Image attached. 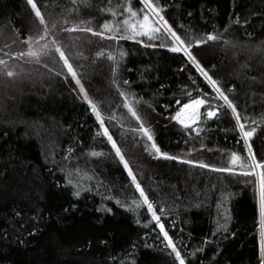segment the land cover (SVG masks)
Returning a JSON list of instances; mask_svg holds the SVG:
<instances>
[{"label":"trees","instance_id":"1","mask_svg":"<svg viewBox=\"0 0 264 264\" xmlns=\"http://www.w3.org/2000/svg\"><path fill=\"white\" fill-rule=\"evenodd\" d=\"M33 2L57 26L43 43L59 55L53 41H63L137 181L157 211L164 207L158 215L186 264H260L254 178L246 182L239 168L229 175L199 167H231L232 152L249 162L231 111L199 119L195 131L171 119L190 99L215 96L204 78L182 54L167 50L170 38L108 40L67 31L99 32L107 22L114 31L105 36L114 35L128 7L143 8L140 0ZM155 2L182 39L205 41L193 54L225 90L232 87L227 94L248 118L245 130L257 128L251 144L264 161V0ZM37 24L27 0H0V59L6 62L0 65V264H172L159 228L146 208L135 207L139 195L127 172L65 81L63 62L36 65L22 55ZM208 34L219 39L207 41ZM44 35L41 30L30 43ZM5 67L19 75L8 77ZM120 91L161 152L196 163L158 156Z\"/></svg>","mask_w":264,"mask_h":264},{"label":"snow or ice","instance_id":"2","mask_svg":"<svg viewBox=\"0 0 264 264\" xmlns=\"http://www.w3.org/2000/svg\"><path fill=\"white\" fill-rule=\"evenodd\" d=\"M27 3L31 6L35 17L38 20V24L35 26L33 35H30L28 40L25 41V43L28 45V51L27 53H23L22 55L30 58L28 63H34L36 65L43 64L45 66L49 60L63 62L62 67L63 69L67 70L64 74L65 81L70 87L74 85L73 91H75L77 95L82 98L83 102L87 105V109L94 116L95 121L99 126L100 133L98 134H102V136L106 138L108 144H110L111 146V149L115 152V157L119 159V163L127 172V176L130 178L131 184L135 186V191L139 195V203H136L134 201L135 207L146 208L147 213L151 217V221L154 222V226L159 228L160 236H162L161 243H163L165 249L170 250L169 255L173 257L172 264H186V258L182 255V251L170 237L168 231H166L164 225L161 222V216L158 215V211L160 213H163L165 211L164 207H159L157 211L154 203L150 200L149 195L146 194L145 190L141 187V184L137 181L136 176L130 169L129 163L125 160L124 155H122L120 147H118V144L114 140L113 135L110 134L109 129L105 126V121L102 118L97 104L93 99L90 98L85 84L82 82L83 77L78 76L77 71L74 70V63L69 62L70 56L64 46L63 41H53L57 44V51L59 52V55H56L51 49L47 47L46 43H43V40H46L47 35L52 34L57 26H49V22L46 21L42 16L41 11L37 8V4L34 3L33 0H27ZM140 4L143 5V8L140 10L143 14L142 20H135L134 22V19L137 17V12L133 11L131 7H128L127 12L133 19H125L123 21V29L115 30L114 35L105 36V32L111 33L114 31V29L107 22L101 26L102 31L99 32L93 31V29L88 26L68 28L67 31L69 33L76 31L92 33L93 36H99L108 40L135 39L137 36H147L149 40L170 38L171 44L167 50L171 53L182 54L186 58L187 62L191 64V66L195 68V70L204 78L205 82L209 85L212 92L215 93V96L210 98L198 97L194 100L190 99L188 103L183 104V106L179 108V111H177L176 114L171 117V119L181 124L185 130L191 129L192 131H195V129L192 128V125L195 124L197 120L201 118L205 120H213L218 115H220L224 109H228L231 111V115L235 120L236 129L239 132V140L243 141L244 149L247 152V160L249 162H244L236 152H232L230 157L231 167L215 168L202 162L199 163V167L211 168V170L213 171L224 172L228 173L229 175H237L235 169L239 168L242 169V171L239 172V175L247 178L246 182H253L254 178V183L258 192L259 206L258 212L260 222V264H264V161L257 160L251 144V140L256 133L257 128L252 127L251 130H245V123H242V121H247L248 118L245 116H241V114L237 111V107L234 104L233 100L230 99L229 95L227 94V92L232 91V87H228L227 90H225V87L217 79H215L213 75L209 73V71L193 54L192 49L204 44L205 41L202 39H197L195 41V45H193L191 39H182L181 36L177 34V31L173 30V27L169 25L168 21L165 19V16L162 14L164 12V8L160 4L156 3L155 0H140ZM41 30H43L45 34L44 37L41 38V40H37L35 45L31 44L30 41L32 40V38L39 35ZM122 32L128 34L124 35L122 34ZM218 39V36H214L212 34L207 35V41H216ZM159 47H165V45L160 44ZM121 55L123 56L124 53H121ZM108 59L111 60L112 57L109 56ZM0 65H6V62L0 59ZM113 71L115 72V69H113ZM3 72L8 77L19 75L13 70H7V67L3 69ZM51 72L52 69L49 68L48 74H50ZM61 74L62 72H56L55 75L56 77H59ZM123 84L129 85V81L123 80ZM119 95L123 98V107L127 109L128 113H130L131 116L139 122V131L143 134L144 137H146L147 141L150 142L151 149L154 150V152L158 154V156L169 160H178L181 163L186 164L196 163L192 160H180L179 157L161 152L159 146L155 143L150 128L145 126L138 112L129 103L128 94L124 91H120ZM205 97H207V93H205ZM211 101H215V103H212ZM221 101L222 103H220ZM177 103L179 104V102ZM202 106H206L207 108V111L204 113H201L199 111ZM186 110H190V112H188L186 118H182ZM255 123L256 122L253 121V124ZM90 154L94 157L100 155V153H97L95 151L91 152ZM71 183L72 181L69 180V184ZM59 186L60 185L58 184L57 187ZM73 187L75 188L76 185H73ZM73 195L79 197L80 192L78 190L74 191ZM145 227H147V225H145Z\"/></svg>","mask_w":264,"mask_h":264},{"label":"rangeland","instance_id":"3","mask_svg":"<svg viewBox=\"0 0 264 264\" xmlns=\"http://www.w3.org/2000/svg\"><path fill=\"white\" fill-rule=\"evenodd\" d=\"M142 16H143V14H142V12L141 11H138L137 12V17L134 19V22H135V20H142ZM125 19H129V20H132L133 18L132 17H130V15L127 17V18H125ZM124 19V20H125ZM118 25V27H120L121 26V28L120 29H122L123 28V22L121 23V24H117ZM136 38H140V39H142V40H147L148 39V37L147 36H145V37H139V36H137ZM196 99V98H195ZM191 100H194V99H191ZM189 102V101H188ZM188 102H186V103H188ZM186 103H184V104H186ZM181 106H183V104L181 105ZM180 106V107H181ZM201 113H204V112H206L207 111V108H206V106H202L201 107V109L199 110ZM188 112H190V110H186V112H185V114H183V117L182 118H186V116H187V114H188ZM198 121V120H197ZM191 123V122H190ZM194 125V124H193Z\"/></svg>","mask_w":264,"mask_h":264}]
</instances>
